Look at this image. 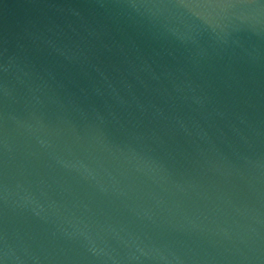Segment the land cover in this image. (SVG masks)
<instances>
[{"label":"water","instance_id":"95a60500","mask_svg":"<svg viewBox=\"0 0 264 264\" xmlns=\"http://www.w3.org/2000/svg\"><path fill=\"white\" fill-rule=\"evenodd\" d=\"M0 264H264V0H0Z\"/></svg>","mask_w":264,"mask_h":264}]
</instances>
